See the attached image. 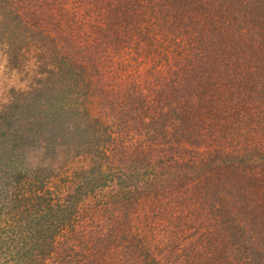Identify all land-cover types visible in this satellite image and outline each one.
<instances>
[{"label":"trees","instance_id":"obj_1","mask_svg":"<svg viewBox=\"0 0 264 264\" xmlns=\"http://www.w3.org/2000/svg\"><path fill=\"white\" fill-rule=\"evenodd\" d=\"M58 2L0 0V46L78 59L91 142L2 177L0 264H264V0Z\"/></svg>","mask_w":264,"mask_h":264},{"label":"rangeland","instance_id":"obj_2","mask_svg":"<svg viewBox=\"0 0 264 264\" xmlns=\"http://www.w3.org/2000/svg\"><path fill=\"white\" fill-rule=\"evenodd\" d=\"M75 2L60 0L53 6L73 9ZM39 41L41 45L36 41L26 44V39H21V49L14 55L6 44L0 46V181L13 170L21 173L23 181L33 180L36 173L37 183L44 179L39 170L46 172L48 166L59 167L63 161L68 162L64 167L77 163L84 144L91 142L87 116H95L99 97L85 95L84 86L77 82L76 68H71L74 56L68 61L62 59L51 45ZM122 55L125 52L117 56ZM141 69L136 64L127 71L137 74ZM250 100L248 95L242 97L243 102ZM2 182L6 184L4 179ZM206 213L194 210L187 215L188 222L194 223L191 234L210 232L208 236L215 239L216 232L208 224L213 222L212 213Z\"/></svg>","mask_w":264,"mask_h":264}]
</instances>
